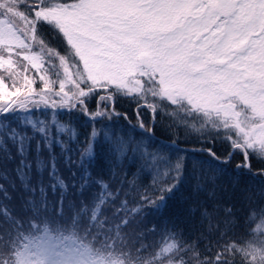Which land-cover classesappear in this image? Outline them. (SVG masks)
Instances as JSON below:
<instances>
[{
    "label": "trees",
    "instance_id": "16d2710c",
    "mask_svg": "<svg viewBox=\"0 0 264 264\" xmlns=\"http://www.w3.org/2000/svg\"><path fill=\"white\" fill-rule=\"evenodd\" d=\"M36 34L60 55H70L66 40L53 26L41 22ZM4 83V91L9 92L24 82L21 78L14 87L6 78ZM33 87H42L38 78ZM55 87L58 90V83ZM81 87L86 89L87 85ZM107 94L112 99L100 102V96ZM149 104L155 106V112ZM85 107L88 114L81 112L79 106L71 113L51 109L28 113L37 126L39 121H45L51 137L59 144L49 150L41 143L37 151L41 136L35 134L25 154L30 168L24 169L23 181L16 171L21 159L17 149L10 141L0 146V187L4 189L0 192V212L6 210L7 217L24 221L9 240V225L4 223L5 216H0V260L6 259L7 264H34L33 244L48 235L56 250L69 247L73 241L90 249L91 264L127 259L128 255L152 259L173 242L176 249L159 257L158 264H167L169 258L199 264L215 260L219 253H223L220 258L228 264H253L251 256L246 257L239 249L259 247L264 241V158L252 152L250 171L236 170L237 163L244 162L240 152L233 154L224 172L214 164L202 163L209 157L198 151L201 148H212L220 160L228 159L231 149L223 141V130L203 127L199 131L204 124L199 114H190L151 93L141 96L117 92L115 88L110 93L97 89L86 98ZM98 109L106 115L91 118ZM24 115L20 113L15 120L0 117V130L15 126L33 136L32 127L23 126ZM141 123L145 129H153L151 138L141 131ZM60 126L65 129L63 132ZM217 131L219 136H215ZM173 142L177 148L197 151L160 150L162 144ZM90 148L85 172L80 161ZM169 154L173 163L177 155L186 157L175 195L169 196L162 212L127 211L145 207L142 197L155 200L164 194L160 189L176 183L177 173L169 172L168 166L157 159ZM84 175L90 178L82 180ZM60 180L63 188L57 183ZM100 196L105 197L103 204ZM98 205V219L93 223L92 210ZM117 225H122L118 234Z\"/></svg>",
    "mask_w": 264,
    "mask_h": 264
},
{
    "label": "snow or ice",
    "instance_id": "6c2138e0",
    "mask_svg": "<svg viewBox=\"0 0 264 264\" xmlns=\"http://www.w3.org/2000/svg\"><path fill=\"white\" fill-rule=\"evenodd\" d=\"M41 22L62 34L70 55H60L38 38ZM0 73V117L15 120L24 113L23 126L33 129V136L15 126L0 130V146L10 141L21 157L16 171L22 181L26 179L24 169L30 168L25 154L35 134L41 136L37 151L41 143L49 150L59 144L51 137L49 125L41 120L37 126L28 113L48 109L71 113L79 106L88 114L85 100L97 89L110 93L115 88L117 92L141 96L151 93L190 114H199L204 121L199 131L203 127L223 130V141L231 149L227 160H220L212 148L198 150L209 157L202 163L214 164L221 172L226 171L224 166L236 152L244 160L237 163L236 170H251L252 152L264 158V0H0ZM6 78L14 87L22 78L24 90L16 87L15 91L5 92ZM37 78L42 85L39 90L33 87ZM111 99L110 94L100 96V102ZM148 107L155 112L154 105ZM104 115L98 109L91 118ZM140 128L152 137V128L145 129L143 123ZM60 130L65 129L60 126ZM219 135L217 131L215 136ZM163 149L197 151L177 148L175 142L162 144ZM87 156H91V148L81 157L80 168L85 172ZM157 159L168 166L169 172L177 173L176 183L160 189L164 194L155 200L142 197L143 208L127 210L122 205L127 211L162 212L169 196L175 195L186 157L177 155L174 163L170 154ZM55 174L53 164L52 176ZM89 178L81 176L82 180ZM57 183L64 187L62 180ZM52 187L55 191L56 185ZM98 199L101 204L105 201L104 196ZM98 210L99 205L92 210L93 223L98 219ZM0 216H5L11 240V233L24 221L7 217L6 210ZM121 226L117 225V234ZM176 247L175 242L169 243L152 259L128 255L127 259H113L106 264H158L159 257ZM239 251L251 256L253 264H264V241L259 247L249 245ZM221 256L223 253L199 264H228ZM0 264H7V260H0ZM167 264L185 262L169 258Z\"/></svg>",
    "mask_w": 264,
    "mask_h": 264
},
{
    "label": "rangeland",
    "instance_id": "374dc122",
    "mask_svg": "<svg viewBox=\"0 0 264 264\" xmlns=\"http://www.w3.org/2000/svg\"><path fill=\"white\" fill-rule=\"evenodd\" d=\"M61 2H71V0ZM23 84L20 87L21 90L23 89ZM73 242L67 248L56 250L52 248L53 241L50 236L42 235L33 244L34 249L32 251L35 254L34 264H91L93 259L90 249ZM45 247L52 250L47 252L42 251Z\"/></svg>",
    "mask_w": 264,
    "mask_h": 264
}]
</instances>
